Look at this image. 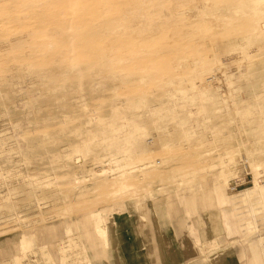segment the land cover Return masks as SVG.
Instances as JSON below:
<instances>
[{"label":"rangeland","instance_id":"1","mask_svg":"<svg viewBox=\"0 0 264 264\" xmlns=\"http://www.w3.org/2000/svg\"><path fill=\"white\" fill-rule=\"evenodd\" d=\"M135 3L0 0V264H133L132 230L155 242L160 214H185L203 264H264V4L217 0L202 14L234 25L160 48L131 26ZM219 191L239 205L233 234Z\"/></svg>","mask_w":264,"mask_h":264},{"label":"bare ground","instance_id":"2","mask_svg":"<svg viewBox=\"0 0 264 264\" xmlns=\"http://www.w3.org/2000/svg\"><path fill=\"white\" fill-rule=\"evenodd\" d=\"M28 1H29V3H33L36 0H28ZM136 1H137V3L134 4V6L132 7L131 12L129 13V17L131 18V24H132L131 26H134L136 24V22H137V31L140 32V35L142 37L141 39L142 40H154V39L160 40L161 41V43H160L161 47L160 48H162V46L166 47V46H168V44H171L170 42H173L171 40H175L174 37H176V36H174V35L177 32L179 34H181V33H183V34H191V33L200 34V33H204L207 30V28H208L207 24H210V23L215 24V23H219L220 22V23L225 24V23L230 22L231 24L234 25V20H233L234 18L230 17L226 13L227 9L224 12H222V13L215 14L214 16L212 15L211 11H210L211 14L210 13L202 14V12H201V10H203L202 8H205L206 10L207 9L210 10L212 8V6L215 3H217V0H216V2H214L215 0H196L191 5V7L189 9H186V10L182 9L181 4H178L179 2H173V3H171V5H168L165 2V0H156L154 6L151 7L149 5V1L150 0H136ZM178 1H181V0H178ZM238 1H240L243 4H245L246 7H248V5L251 4V8H253L251 10L263 11L264 0H238ZM254 4L255 5L258 4L259 6L257 8H255ZM218 6H220V4ZM213 7L216 8L215 5ZM168 9L171 12V13L169 12V14L167 12ZM151 13H154V14H151ZM196 13H198V15H195V17H194L193 14H196ZM171 16H174L173 17L174 20H169V18ZM175 17L178 18L177 21L175 20ZM178 20L180 21V25L182 24V22L189 23V24L194 22V25H192L190 27H187V28H184V29H176V25L174 23L178 22ZM262 24L264 25V23H262ZM262 29L263 28L258 27L256 30L260 31ZM127 32H129V31H127ZM152 34H154L155 37L151 36ZM164 34H169V35L172 36V39L169 40L170 42H167L168 44L166 43L167 45L164 44V41L162 40V37H161ZM157 35H158V37H156ZM170 47H171V45H169V49L165 48V50L169 51L171 49ZM178 47H176V49H178ZM145 51H147V49ZM178 52H179V50L177 51V53ZM170 54L172 55V52ZM188 54H189V52L186 55H188ZM175 55H177V56H175ZM175 55L173 56V59L175 60L176 64L177 63L182 64V63L185 62V60H187V58H184L183 55L181 56L182 57L181 59H179L180 56H178V54H175ZM179 55H180V53H179ZM184 55H185V51H184ZM105 57H106V55H101L98 63L101 64V63H104V62H108V60H106ZM175 57H177V58H175ZM183 58H184V60H182ZM199 62L197 63V65H199V66H198V69L196 68V72H194L193 78H194V81H195V83L197 85H199L200 87L204 88L206 86L205 85L206 83L204 81L205 78H204L203 74L200 72L201 70L199 69L201 67L200 64L203 65V63H199ZM138 67H139L138 63H135V68L137 69ZM119 72L120 71L117 70V73L110 74L111 75L110 77H113L114 79L120 78V76H122V74L120 73L121 75H119ZM116 89H118V88H116ZM152 89L153 88H151V90H149V91H152ZM93 90H94V88H93ZM113 92L115 93V90ZM142 92L144 94L145 91H142ZM153 92H154V90H153ZM117 94L119 95V93H117ZM116 97H118V96H116ZM117 100L114 101L115 104L117 103ZM126 100H123V104L126 103ZM96 101H98V100H96ZM103 104H105V102ZM115 104H110V105H115ZM128 107H130V106H128ZM113 158H115V156H112L111 159H113ZM117 161H118V159H117ZM117 161H114V162H117ZM253 183H254V188L259 187L258 186L259 182H258L257 179H254ZM252 189H253V186L250 187V188H247L245 194L249 195L248 191L252 190ZM241 191H243V190H241ZM259 193H264V185L259 187ZM97 212L98 211L93 212V215H95L94 213H97ZM252 212H253V214H255V210L253 208H252ZM103 217L104 216H102L101 218L105 221V218H103ZM215 263H217V260L215 261Z\"/></svg>","mask_w":264,"mask_h":264},{"label":"crops","instance_id":"3","mask_svg":"<svg viewBox=\"0 0 264 264\" xmlns=\"http://www.w3.org/2000/svg\"><path fill=\"white\" fill-rule=\"evenodd\" d=\"M248 197L249 195L244 194V198ZM217 200V202L222 206V211L224 213L223 217L226 225L229 228L230 233L233 234L237 231V223L234 222L232 214L235 209L234 207H239V205L233 203L229 196L225 195L221 191L217 192ZM250 202L251 201L249 199V203ZM228 203H233L232 207H227ZM173 217V221H170L169 219H166L163 214H160L159 225L157 226V230L154 234V238L156 240L155 242L152 239L151 229L148 228L146 230H141L137 227L132 230V246L133 249L137 250H135L133 254H138L137 256H134L137 258H133V264H157V253L159 256L158 249H161V264H203L200 261V256H198V248L195 244V240L188 236L186 226L188 224L185 223V214H174ZM248 220L245 221L248 223ZM260 237L255 241V246H253L254 248H258L259 245L261 246ZM116 239L118 241L119 236ZM155 249H157V251ZM243 249L244 247L242 245V250ZM153 250H155V255H153ZM241 258L245 259L243 255ZM212 259L213 264H215L216 260L218 264H238L234 261L230 251L223 250L220 253L214 254Z\"/></svg>","mask_w":264,"mask_h":264}]
</instances>
